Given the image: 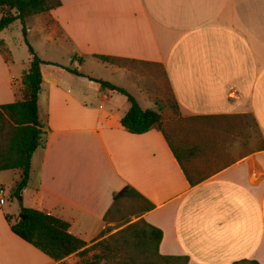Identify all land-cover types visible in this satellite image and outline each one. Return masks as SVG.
Returning a JSON list of instances; mask_svg holds the SVG:
<instances>
[{
	"label": "crops",
	"instance_id": "obj_1",
	"mask_svg": "<svg viewBox=\"0 0 264 264\" xmlns=\"http://www.w3.org/2000/svg\"><path fill=\"white\" fill-rule=\"evenodd\" d=\"M59 1L26 19L43 18L50 30L41 38L64 50L66 61L53 52L50 59L39 58L64 67L81 58L82 75L40 67L37 104L48 133L45 148L32 154L21 191L34 180L28 208L64 220L85 242L83 249L89 248L105 234L103 217L113 195L130 186L154 206L137 217L161 231V256L183 257L185 264H264V0ZM5 11L0 8V17ZM0 41L10 53L9 62L0 55L1 105L20 98L30 55L15 61L6 39ZM94 54L160 69L182 117L219 118L231 125L247 117L262 145L190 184L161 131L133 134L121 126L127 98L94 80L129 93L121 81L134 76ZM87 60L107 66L113 78L84 71ZM143 96L160 113L152 96ZM193 152L188 164L195 170ZM5 206L6 200L0 204V264H75V254L56 262L14 234L11 217L19 212Z\"/></svg>",
	"mask_w": 264,
	"mask_h": 264
},
{
	"label": "trees",
	"instance_id": "obj_2",
	"mask_svg": "<svg viewBox=\"0 0 264 264\" xmlns=\"http://www.w3.org/2000/svg\"><path fill=\"white\" fill-rule=\"evenodd\" d=\"M60 5L59 0H0V8L6 11L0 17V31L16 20L21 23L23 40L30 55L27 70L22 75V88L20 98L14 102L0 105V171L18 170L19 178L10 188V194L17 197L27 185L31 172V157L37 149H44L47 141L48 128L45 122L40 119L38 111V94L40 92L42 76L40 67L43 64L60 66L55 63L46 62L39 58L33 48L26 40L25 19L30 15L47 12ZM14 11V13L12 12ZM0 55L5 62L10 61V53L0 41ZM97 60L111 65L124 67V63L136 62L126 58L94 54ZM81 58L73 57L71 65L60 66L76 75H82L77 67ZM101 87L115 90L123 94L129 103V108L120 119L121 126L130 133L142 134L151 129L161 131L168 146L172 150L180 164L188 182L195 184L200 181L197 172L189 166L190 148L181 145L175 146L165 133L162 127V116L155 110L142 109L136 99L124 89L109 82L94 80ZM173 107L177 111L173 100ZM188 119L212 120L219 118L212 117H188ZM124 197L136 198L139 202L137 215L151 210L154 206L151 202L141 196L134 188L124 186L116 192L112 199V206L105 213L103 220L107 221L119 200ZM14 223L10 224L11 231L18 237L28 242L42 253L56 262L75 254V256L87 253L90 248H84L85 242L72 235L68 228L69 224L44 211L32 208H21ZM6 219L9 221L8 216ZM162 233L159 229L149 225L143 219L129 224L115 235L109 237L108 242H101L104 245L105 258L115 261L116 264H161L183 259V257L161 256L158 253V244ZM107 243V244H106ZM130 248V257L122 259L124 250ZM126 251V250H125ZM136 253L141 256L140 261ZM121 258L119 259V257ZM94 257H98L95 255ZM118 257V258H117ZM238 263L258 264L255 261L242 260ZM61 264H65L64 262Z\"/></svg>",
	"mask_w": 264,
	"mask_h": 264
},
{
	"label": "rangeland",
	"instance_id": "obj_3",
	"mask_svg": "<svg viewBox=\"0 0 264 264\" xmlns=\"http://www.w3.org/2000/svg\"><path fill=\"white\" fill-rule=\"evenodd\" d=\"M25 26L26 29L28 28L26 40L39 57L50 59L53 52L59 61H66L64 50L54 48L56 46L53 42H45L41 38L50 30V26L44 22L42 17L27 18ZM54 31L59 34L58 30L54 29ZM0 36L6 39L5 44L13 54L15 61H20L28 55L19 20L1 32ZM53 58L56 59L55 56ZM124 68L129 69L134 77L133 79L127 77L122 80L123 87H126L129 94L138 99L140 106L144 109L155 110L152 103L143 100V92L152 96L162 115V127L174 147L181 145L194 151L193 166L198 171L200 178L210 175L216 168L238 156L254 151L262 145L263 140L249 118L245 117L233 122L231 125L221 119L201 120L182 117L173 107L172 97L160 69L139 62L124 63ZM84 71L101 75V77L108 80L113 78L109 68L96 60H87ZM1 174L5 176L4 181L7 189L4 195L6 210L14 214L19 212L22 207H30L29 196L32 194L34 180L31 179L23 194L20 192L15 197L10 194V188H12L13 182L18 179L20 171H3ZM138 207L139 202L136 198L124 197L120 199L105 223L106 231L101 241L89 247L87 253L77 255L75 264H116L114 259L105 258L104 245L100 243H109L111 235H115L129 224L137 222L139 220L137 217ZM11 218H13L14 223L18 216H12ZM125 250L122 259L130 257L129 251L131 249L126 248ZM95 255H98V257H94ZM131 255L137 256V260L141 258L133 252ZM161 264L166 263L161 262ZM167 264H185V261L179 259Z\"/></svg>",
	"mask_w": 264,
	"mask_h": 264
},
{
	"label": "built area",
	"instance_id": "obj_4",
	"mask_svg": "<svg viewBox=\"0 0 264 264\" xmlns=\"http://www.w3.org/2000/svg\"><path fill=\"white\" fill-rule=\"evenodd\" d=\"M4 194H5V189L0 186V204H3L5 202Z\"/></svg>",
	"mask_w": 264,
	"mask_h": 264
},
{
	"label": "water",
	"instance_id": "obj_5",
	"mask_svg": "<svg viewBox=\"0 0 264 264\" xmlns=\"http://www.w3.org/2000/svg\"><path fill=\"white\" fill-rule=\"evenodd\" d=\"M21 217H23V214L18 215V218H21Z\"/></svg>",
	"mask_w": 264,
	"mask_h": 264
}]
</instances>
